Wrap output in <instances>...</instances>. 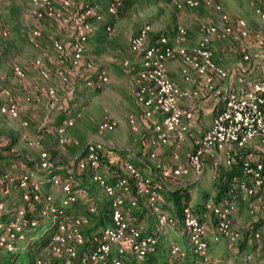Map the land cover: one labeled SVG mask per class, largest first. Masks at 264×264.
I'll list each match as a JSON object with an SVG mask.
<instances>
[{
    "label": "built area",
    "instance_id": "1",
    "mask_svg": "<svg viewBox=\"0 0 264 264\" xmlns=\"http://www.w3.org/2000/svg\"><path fill=\"white\" fill-rule=\"evenodd\" d=\"M214 1L183 0L174 5L182 10L204 3L214 11L220 10ZM73 2L74 0H31L30 15L35 21L50 17L63 25L72 26L76 41L70 56L62 43L53 40V48L57 54V76L63 84L68 85L69 79L64 68L68 67L72 73L85 66V72L95 74L93 78H86V86L90 89L98 88L109 83L110 76L105 70H100L94 61L85 60L84 54L86 44L95 31L90 20L96 18V21H101L103 15L87 3L75 15L70 16L68 9ZM109 13H115L114 6L109 8ZM255 13L264 22V8L256 7ZM152 30L150 24H145L130 39V51L139 58L140 64L134 96L142 106L145 117L156 118L154 134L150 140L153 147L151 157L155 158L157 150L162 146L174 143L176 151L171 157L172 166L164 169L159 177L146 176L132 162H118L102 143L92 142L77 164L68 167L70 177L65 180L58 173L50 153L43 149V133H40L29 141L30 146L41 149L37 158L25 156V160H18L19 172L0 174V195L7 196L13 191H20L23 202L7 208L5 201L0 199V249L8 252L22 249L20 247L23 243L27 244L33 239L38 224L42 225L47 220L50 221L48 228L56 229L47 248L48 254L54 259L63 260L62 264H123L124 257L128 255L137 261L145 260L144 264H179L187 260V250L173 241L168 245V258L147 262L150 255L157 253L161 237L169 230L176 231L189 242L190 251L194 254L192 264H213L210 236L215 242L225 239L231 250L237 248L243 238L239 224L234 220L240 211V204L245 206L252 218L264 217V159L256 157H248L242 161L241 176L231 179L227 196L218 202L209 198L203 213H199L189 203L182 207L179 216L162 209V195L167 191L168 184L189 172L200 175L208 157L213 158L217 167L221 164L222 156L225 166L230 167L234 165L237 153L252 142L260 141L264 144V80H252L247 83V87L242 85L221 89L219 86L228 80L230 73L216 62L211 49L215 40H231L237 43L243 62H255L264 69V58L260 51L264 47L262 32L253 37L254 43L250 46L245 42L250 38L246 22L241 19L233 20L226 14L216 23L202 24V38L191 48L186 47L187 32L182 26L177 28L173 37L161 35L156 40H150ZM113 32V27H107L108 34ZM1 35L8 36L6 32H1ZM33 35L37 38L41 36L38 31ZM43 56L48 57L46 54ZM43 56L36 60L35 67L40 69L41 77L50 79L51 74L44 68L41 69ZM175 58L182 61V75L186 82L194 86L193 90L184 92L170 79L167 62ZM124 65L129 66V60H125ZM13 74L23 86L26 74L24 70L14 66ZM81 77L84 78L83 75ZM243 79V76L238 78L239 84L244 83ZM36 91L39 93L37 87ZM46 95L48 108L54 110L59 103L57 89L49 87ZM0 96L5 98L4 104L0 106V113L8 118L18 119L20 110L13 93L8 88H0ZM211 97H220L222 106L207 133L201 137H192L194 149L186 154L187 163L184 164L177 150L181 142L185 141L186 133L192 125L193 112L192 109L183 108L180 102L183 99H201L207 102ZM26 101L32 102L33 98L28 96ZM79 116L66 117L60 124L51 127L57 135L59 146H67V130L75 125ZM130 124L137 130L133 118L130 119ZM23 125L28 127L29 123L26 121ZM116 127L117 121L106 111L98 125V133L104 134ZM8 153L15 158L21 155L15 149ZM104 159L111 166L121 164L126 175L117 176L115 182L109 184L106 177L99 173ZM75 169L78 172L93 170L94 180L110 198L111 223L94 231L89 242L86 241L83 229L91 224V218L88 215L74 216L69 213L73 204L88 196L86 188H75L71 181ZM46 185L62 192L60 202L57 203L52 194L43 191ZM238 194L241 196L238 197ZM141 201L156 217L152 234H145L141 226L127 217ZM97 211V204H90L88 214L96 215ZM3 216L7 219L3 220ZM253 238L255 249L260 252L264 240V225L258 227ZM88 245L91 247H87ZM86 247L89 251H83ZM247 256V261H250L252 256ZM43 262L38 259L35 264H44Z\"/></svg>",
    "mask_w": 264,
    "mask_h": 264
},
{
    "label": "rangeland",
    "instance_id": "2",
    "mask_svg": "<svg viewBox=\"0 0 264 264\" xmlns=\"http://www.w3.org/2000/svg\"><path fill=\"white\" fill-rule=\"evenodd\" d=\"M177 1L182 0H173L170 4L160 2L158 6H149L144 0H138L127 17L114 20L112 24L114 32L111 34L105 32L102 24L93 22L95 31L91 34L86 44L84 57L85 60L94 61L100 70H105L110 76V81L98 88L90 89L86 86V78H93L95 74L85 72V70H75L72 73H69V70L64 71L69 79L68 85L63 84L62 80L57 76V65L55 62L57 54L53 48V40H58L62 43L66 53L70 56L72 46L76 41L72 26L63 25L59 20L50 19V17L40 21L33 20V16L30 15L32 10L31 0H0V33L6 32L8 35L0 38V88H8L13 93L20 110L18 119H11L0 113V140L2 141L0 142V153H8L11 149H15L16 152L22 155L19 156L21 158L16 157L19 159L11 157L9 153L5 154L7 157L0 156V174L4 172H19L18 160H25V156L37 158L41 149L30 146L29 141L40 133H43V149L50 153L57 165L58 173L65 180L70 177V173L67 171L68 167L71 164L74 166L77 164L78 160L84 155L88 145L92 142L102 143L107 152L111 156L113 155L118 162L124 160L132 162L134 160L137 164L134 165L140 168L144 175H149V173H144L143 169L151 167L152 164L157 166L162 163L163 166L167 167L169 159L172 161L171 157L176 151L174 143H170V145L168 144L165 147L162 146L163 149L167 148L164 153L165 161H161L162 157L160 160H158L159 158L156 159L157 155L152 158L151 154L148 153L149 148H153L150 145V140L154 134L153 126L156 118H146L142 106L136 101L134 96L136 74L140 64L139 58L130 51L131 37L145 24L152 26L153 35L162 34L169 37H173L177 28L182 26L187 32L186 47L191 48L202 38L201 25L216 23L224 14L233 20L241 19L246 22L250 38L245 42L250 46L253 45V37L258 32H262L264 36V22L255 13V9L259 4L255 0H215L216 5L220 7L218 11H214L204 3H200V6L195 8L185 7L177 11L174 7ZM108 2L109 0H74L68 12L70 16L75 15L79 11H77L79 5L82 6L89 3L108 22L113 19L107 13ZM35 31H38L41 36L35 37L33 35ZM211 49L216 62L230 73L228 80L219 86L221 89L242 85L247 87V83L252 80H264V69L255 64V62H243L236 42L215 40ZM260 51L264 58V47ZM43 54L48 57H44ZM42 56L44 63L41 69L44 68L51 74L50 79L41 77L40 69L35 67L37 66L36 60ZM125 60L130 62L127 67L124 65ZM168 63L172 64L177 71L179 70V75H181L185 84L187 83V86L190 85L191 87H183L176 81L177 79L172 77L168 69ZM14 66H19L26 73L23 86L19 84L13 74ZM182 68L183 63L177 58L167 62V72L170 79L176 82L184 92L193 90L194 86L185 81L181 72ZM241 76L244 77V83L239 84L237 80ZM36 87L39 89V93L36 91ZM49 87L56 88L59 96V103L54 110L48 108L46 94ZM28 96L33 98L32 102L26 101ZM4 99V97L0 96V106L2 103L4 104ZM219 99L220 97H211L207 102L201 99H183L180 104L185 109H191L184 106L183 102H193L195 104L197 101L201 104L204 103V110H201V107L199 109L201 111L199 112L197 124L200 126L199 130H205V132H202L205 134L211 128L215 115L222 106V100ZM212 102H219V110L216 111L215 115H213L215 110L212 105L205 106V104H211ZM106 111L117 121V127L113 131L99 134L98 125ZM192 112L194 118L193 109ZM78 114L80 116L77 117L75 125L67 130L69 138L67 146H59L57 135L51 127L60 124L66 117H76ZM131 118L135 120L134 125L137 130H134L131 126ZM26 121L29 123L28 127L23 125V122ZM203 134L194 131L192 123L186 133L185 141L181 142L177 150L182 163H187L186 154L194 149L192 137H201ZM237 155L240 157L241 162L248 157L264 159V144L260 141L252 142L246 149L239 151ZM212 159L208 157L205 160V167L200 175L189 172L175 180V182H171V184L168 182V191H165L164 194L167 193V195L171 194L173 196L172 204L170 205V209L173 208L176 211V214L173 215L179 216L182 207L186 203L192 204L199 213H203L204 205L209 198L215 199L216 202L219 201L218 192L223 188L224 183L228 181V177L225 174L231 172L234 165L225 166V161L220 156L221 164L215 167ZM28 165L31 166V164ZM168 165L171 166V163L169 162ZM119 171L117 168L103 166L99 173L106 177L109 184H113L116 177L119 176ZM74 172L71 179L74 187L86 188L88 196L73 204L69 208V213L74 216H82L81 214L83 213V215H88L93 220L92 224L83 229L84 235L88 238L97 229L108 226L110 222V198L94 180L95 172L93 170L88 169L86 172L80 173L75 169ZM153 172L157 174V177L162 173H160V169L153 170ZM43 191L47 194H52L57 203L63 197L59 189L50 185L44 186ZM240 196L238 194V197ZM0 199L5 201L7 208L23 204L20 191H13L7 196L0 195ZM92 203L97 204L98 211L96 215L88 214V208ZM162 209L165 210L163 203ZM127 217L136 218L134 224L137 225L140 224L142 219H145L148 226L152 225L156 218L143 201L136 208H132ZM99 218H102V223L104 222L106 225L99 224ZM236 218L238 221L243 222V218H246V215L237 214ZM248 218L252 217L248 215ZM2 219L5 220L7 218L4 217ZM238 221L236 222L240 224ZM49 224L50 221L47 220L42 225L38 224L34 234L49 230ZM149 231L150 229H148ZM242 234L244 235V231H242ZM35 238H39V236ZM32 240H35L34 237ZM242 241L241 239L236 247L240 248ZM211 242H222L220 245L221 256L214 258L213 264H231L235 256L232 252L236 248L233 250L229 249L225 239L215 242L210 238V244ZM27 244L23 243L20 248H25ZM186 248L188 249V247ZM22 249L18 250V253L23 252ZM87 249L86 247L83 251H87ZM239 251L236 253L239 258H245L244 260L247 261L246 257L248 258L247 255L249 254L252 256L250 261L254 260L257 263L259 262L258 264H264V240L262 241L260 252L254 249L253 252L242 254L244 250L239 249ZM187 254L188 264H192L190 260L194 258V254L191 251L189 252V250H187ZM150 256L153 258L154 255ZM37 259H42L44 264H62L63 261L52 258L48 254L47 249L43 250ZM134 261L137 260L128 255L124 257L123 264H130Z\"/></svg>",
    "mask_w": 264,
    "mask_h": 264
},
{
    "label": "trees",
    "instance_id": "3",
    "mask_svg": "<svg viewBox=\"0 0 264 264\" xmlns=\"http://www.w3.org/2000/svg\"><path fill=\"white\" fill-rule=\"evenodd\" d=\"M137 1L138 0H109L107 13L113 19L106 22L104 20V18L101 21H96V18H92L91 21L95 22V23L102 24L104 26L105 32L107 33V27H109V26L113 27L112 24L114 23L115 19H123V18L127 17V15L134 9ZM172 1L173 0H144V2L149 6H158V5H160V2L170 4V3H172ZM255 1L257 2V4L259 3L257 6L264 8V0H255ZM111 6H114V9H115L114 14L109 13V8ZM174 7H175V10L178 11V8L175 5H174ZM80 8H81V5H79V8L77 9V11L80 10ZM161 35L162 34L153 35V32H151V34H150L151 40H156ZM0 38H3L1 33H0ZM103 39L105 40V38H103ZM67 63H69V62L67 61ZM66 70H69L68 67H66L64 69L65 72H66ZM78 70L84 71L85 66H81ZM0 142H2V141L0 140ZM5 154H7V153L2 152V153H0V156H6ZM20 156H22V155H20ZM19 158H21V157H19ZM19 158H16V159H19ZM233 162H234L233 170L231 172H229L228 174H225L228 177V181L224 183L223 188H221L220 191L218 192V197H219L218 199L219 200H222L225 196H227L228 186H229L231 179L236 177V176L237 177L241 176V164H242V162L240 160V157L238 155L235 156ZM103 166L110 167V168H117L120 170L118 172L119 175H121V176L126 175L120 164L111 166V165L107 164L106 160L104 159L103 160ZM84 172H86V170L80 171V173H84ZM249 221H250L249 222L250 223V229H249V232H248L246 237L248 238V240L253 241V239H254L253 233L256 231L255 229H257L259 226L264 225V217L257 218V219L249 218ZM92 223H93V220L91 219V224ZM98 223L102 224V225L105 224L104 222L102 223V218H99ZM109 224H110V222H109ZM55 232H56L55 227H52V228H49V230L40 231L39 234L36 233L34 235L35 240L29 241V243L26 245V247L22 249L23 252H19V253H18V251L17 252H7L5 250L0 249V264H35L36 261L38 260L37 258L41 254V252L49 247L50 242H51V238L55 234ZM37 236H39V238H35ZM85 238H86V241L89 242L90 236L88 238L85 236ZM87 247H91V245H88ZM87 250L89 251V248ZM154 261H155V259L152 258L151 256L147 260L148 263H152ZM145 262H146L145 260L139 261V262L134 261V262H131L130 264H144Z\"/></svg>",
    "mask_w": 264,
    "mask_h": 264
},
{
    "label": "crops",
    "instance_id": "4",
    "mask_svg": "<svg viewBox=\"0 0 264 264\" xmlns=\"http://www.w3.org/2000/svg\"><path fill=\"white\" fill-rule=\"evenodd\" d=\"M168 69H169V72L172 75V77L175 78V79H177L176 81H178L183 87H185V88L191 87L190 85L187 86V83L185 84V82L183 81L181 75H179V70L177 71L172 66V64H169L168 63ZM174 73H175V75H174ZM183 105L194 110V118L192 120L193 130L194 131H197L199 134H203L202 132H205V130L202 129V127H201V129L203 131L199 130V127L200 126L197 123H198V119H199V112L201 110H204V103L201 104V103H198L197 101H196L195 104L193 102H183ZM209 105H212L213 106V109L215 110V112L213 113V115H215L216 111L219 110L218 109L219 102H214V103L212 102L211 104L210 103L209 104H205V106H209ZM200 107H201V110H199ZM210 110H211V108H210ZM166 149L167 148H165V149L161 148V149L157 150V152H156L157 158L156 159L159 158L158 160H160V158L162 157L161 158V161L162 160L165 161V158L166 157H165V154L164 153H165V150ZM152 152H153V150L151 148H149V152L148 153L151 154ZM170 160L171 159H169V162L171 163V166H172V162ZM132 162H133V164H136V162L134 160ZM169 162H168V164H169ZM168 164H167V167L163 166L162 163L160 165H157V166H154L155 164H152L151 167L144 168L143 171H144V173H149V175L148 174H146V175L155 177L157 174H155L153 172V170L156 171L157 169H160V173H161L164 169L170 167ZM172 184H174V183H172ZM167 191H168V189H167ZM171 192H173V191H171ZM163 195L164 196L162 197V203H163L164 209L166 210V208H167L166 211L168 213L172 214V215L173 214H176V211L173 210V208L170 209V205L172 204V199H173L172 197L173 196L171 194L167 195V193H165ZM237 214H239V215L240 214L246 215V218H243V222L242 221L240 222V221L237 220V218H236L237 217ZM237 214H236V216H235L234 219L240 223L239 224V227H240V229L242 231H244V235H243V238H242L243 241L241 242V247L240 248L237 247L236 250L232 252L233 255H235V256H234V260H233L234 262L232 261L231 264H258L259 262L257 263V261H254V260L253 261H246V260H244L245 258L243 259V258H239V256H236V253L240 252L239 249L244 250V251H242V254L243 253L244 254L245 253L248 254L251 251L253 252L254 249H255V247H254L255 246V243L253 244L254 241H250L246 237L247 234H248V232H249V229H250V223H249L250 221H249V218H248V213L246 211V208H245V206L243 204L240 205V211ZM131 221L134 223V221H136V218H133ZM139 225L143 228L144 233H146V234H152L153 233V230H154V227H155V221L153 222L152 225L150 224L148 226L147 225V220L142 219L140 221V224ZM148 229H150L149 232H148ZM210 238H211V236H210ZM172 241L173 242H176V243H179L184 249H187L186 247H188L187 250H189V252H190L189 242L186 239H184V237L179 236L176 231L169 230V231H167V233L164 236L161 237V244L159 245V248H158L157 253L154 254V256H153V258L156 261L157 260H164V259L168 258V256H169V248H168V245L169 244L168 243H170ZM221 243L211 242L210 247H211V255H212L213 259L214 258H218L219 256H221V246H220ZM193 259L190 260V263L193 262ZM188 262H189V260L187 259L186 261L180 262L179 264H188Z\"/></svg>",
    "mask_w": 264,
    "mask_h": 264
}]
</instances>
